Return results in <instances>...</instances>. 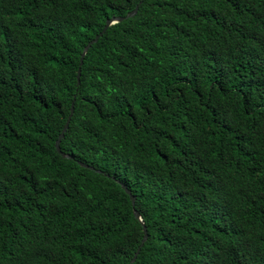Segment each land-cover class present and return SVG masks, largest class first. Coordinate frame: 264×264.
I'll list each match as a JSON object with an SVG mask.
<instances>
[{
    "label": "trees",
    "instance_id": "16d2710c",
    "mask_svg": "<svg viewBox=\"0 0 264 264\" xmlns=\"http://www.w3.org/2000/svg\"><path fill=\"white\" fill-rule=\"evenodd\" d=\"M141 1L0 0V264H129L134 210V264H264V0H143L78 85Z\"/></svg>",
    "mask_w": 264,
    "mask_h": 264
},
{
    "label": "water",
    "instance_id": "95a60500",
    "mask_svg": "<svg viewBox=\"0 0 264 264\" xmlns=\"http://www.w3.org/2000/svg\"><path fill=\"white\" fill-rule=\"evenodd\" d=\"M142 2H143V0H142V1L136 6V8H135L132 12L128 13V15L125 16V17H112V18L108 19V20L106 21V25H105L104 30H103L102 32H100V33H99V34H98V35H97L92 41H90V42L88 43V45L84 48L83 53H82V56H81L80 68H79L78 76H77V79H78V85L80 84V78H81V66H82L83 63H84V60H85V58H86V56H87L88 51L90 50V48H91L94 44H96V43L98 42V40L104 35V33H105V32H106V31H107L112 25H115V24H117V23H120V22H122V21H124V20H126V19H128V18H132V17H134V16L138 13L139 8H140V5L142 4ZM74 109H75V108H74V104H73L72 107H71V113H70V115H69V117H68L67 123H66V125H65V127H64V129H63V131H62V133L60 134L58 140L56 141V150H57V152H58L62 157L66 158V159H72V156L69 155V154H66V153H64V152L62 151V149H61V143H62V140L65 138V134H66V132H67L68 129H69L70 122H71L72 116H73V114H74ZM79 164H80L82 167H84V168L91 169V170H95L94 167L89 166V165H87V164H84V163H82V162H79ZM98 173L101 174V173H103V172L100 171V170H98ZM107 176L109 177V175H107ZM118 183H120L122 189L127 193V195L130 196V198H131V200H132V205H133V207H135V204H136V196H134V195L132 194V192L127 188V186H126L125 184L121 183L120 181H118ZM134 214H135V218L141 223V225H142V227H143V230H144V238H143V241H142V245L140 246V248L138 249V251L135 253L133 259L130 261L129 264H134V263L136 262V260H137V258H138V255H139V253H140V251H141V247L145 244V242H146L147 239H148L147 227H146V224H145V222H144V220H143V218H142L140 212L137 211V210H134Z\"/></svg>",
    "mask_w": 264,
    "mask_h": 264
}]
</instances>
